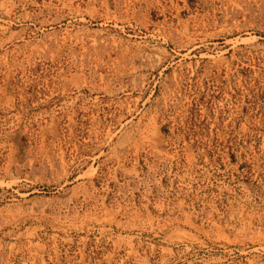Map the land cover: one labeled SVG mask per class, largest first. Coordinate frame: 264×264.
Here are the masks:
<instances>
[{
	"label": "rangeland",
	"instance_id": "1",
	"mask_svg": "<svg viewBox=\"0 0 264 264\" xmlns=\"http://www.w3.org/2000/svg\"><path fill=\"white\" fill-rule=\"evenodd\" d=\"M27 12L98 41L42 49ZM0 28V264H264V0H0Z\"/></svg>",
	"mask_w": 264,
	"mask_h": 264
},
{
	"label": "bare ground",
	"instance_id": "2",
	"mask_svg": "<svg viewBox=\"0 0 264 264\" xmlns=\"http://www.w3.org/2000/svg\"><path fill=\"white\" fill-rule=\"evenodd\" d=\"M7 14L11 17V8L7 9ZM12 19L15 21L13 22L14 24L18 23V25L22 26L23 34L26 33V35L38 38V45H41L42 49L59 46L70 47L79 43H88L89 41L92 44H96L99 37V35L90 30H80L79 20L72 19L65 14L55 16L51 14L48 16L45 13L27 12ZM24 37L25 35H23Z\"/></svg>",
	"mask_w": 264,
	"mask_h": 264
}]
</instances>
